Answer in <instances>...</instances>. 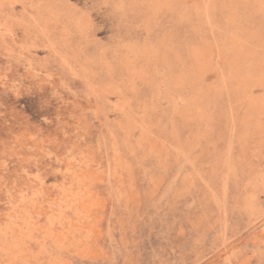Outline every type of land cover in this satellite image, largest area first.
Masks as SVG:
<instances>
[{
	"label": "rangeland",
	"instance_id": "1",
	"mask_svg": "<svg viewBox=\"0 0 264 264\" xmlns=\"http://www.w3.org/2000/svg\"><path fill=\"white\" fill-rule=\"evenodd\" d=\"M0 264H264V0H0Z\"/></svg>",
	"mask_w": 264,
	"mask_h": 264
}]
</instances>
